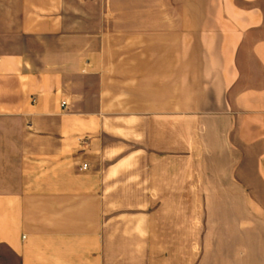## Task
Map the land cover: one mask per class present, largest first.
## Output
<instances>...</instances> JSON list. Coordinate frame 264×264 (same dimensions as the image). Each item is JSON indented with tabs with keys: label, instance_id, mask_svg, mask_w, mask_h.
Here are the masks:
<instances>
[{
	"label": "crops",
	"instance_id": "crops-1",
	"mask_svg": "<svg viewBox=\"0 0 264 264\" xmlns=\"http://www.w3.org/2000/svg\"><path fill=\"white\" fill-rule=\"evenodd\" d=\"M0 264H264V0H0Z\"/></svg>",
	"mask_w": 264,
	"mask_h": 264
},
{
	"label": "built area",
	"instance_id": "built-area-1",
	"mask_svg": "<svg viewBox=\"0 0 264 264\" xmlns=\"http://www.w3.org/2000/svg\"><path fill=\"white\" fill-rule=\"evenodd\" d=\"M84 168H87V165H85Z\"/></svg>",
	"mask_w": 264,
	"mask_h": 264
}]
</instances>
